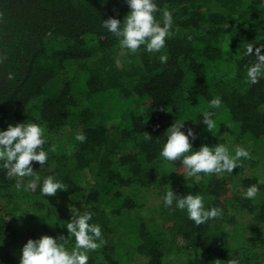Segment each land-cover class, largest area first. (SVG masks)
Segmentation results:
<instances>
[{"label":"trees","instance_id":"1","mask_svg":"<svg viewBox=\"0 0 264 264\" xmlns=\"http://www.w3.org/2000/svg\"><path fill=\"white\" fill-rule=\"evenodd\" d=\"M156 3L173 13L172 35L161 52L132 53L102 27L123 21L126 0H0V129L40 124L49 153L45 167L33 162L34 191L17 190L0 170V264H19L29 239L66 238L70 206L102 228L88 264H264V78L246 82L253 58L244 55L248 43L264 44V0ZM214 97L221 108H209ZM206 111L215 112L213 134L200 121ZM175 122L193 129L196 150L225 143L234 154L239 145L251 159L231 175L186 180L179 160L159 157ZM49 175L66 190L42 196ZM258 181L256 198L245 199ZM170 188L199 193L222 215L196 225L164 206ZM74 243L69 236L65 246Z\"/></svg>","mask_w":264,"mask_h":264},{"label":"clouds","instance_id":"2","mask_svg":"<svg viewBox=\"0 0 264 264\" xmlns=\"http://www.w3.org/2000/svg\"><path fill=\"white\" fill-rule=\"evenodd\" d=\"M131 9L121 22L110 17L102 21V27L114 34L119 40V46L129 52L135 53L143 46L148 53H158L165 48L166 40L172 35L173 13L167 9L158 7L156 0H126ZM162 20L157 19V14ZM255 47V54L253 49ZM264 44L256 47L248 43L244 55L253 60L246 67V82L256 84L264 78ZM6 59L0 56V63ZM167 55H160L161 63L167 62ZM9 74V79H12ZM222 101L214 97L209 102L210 109H219ZM215 112L206 111L200 121L206 125V130L213 134L217 128L214 119ZM185 129L184 123L175 122L164 135L167 137L163 143L159 157L167 162L179 160L185 168V179L196 177L199 174L231 175L234 168L242 166V161L251 159L250 152L237 145L234 154L229 151L225 143H218L214 147L202 145L198 150L192 147L191 140L196 139V133L192 128ZM215 136V135H214ZM86 136L83 133L76 135V140L84 142ZM145 139L152 137L146 133ZM44 129L34 122L8 124L7 129H0V170L5 171L8 179L15 180L17 190L34 191L40 177L33 169V162L41 167L48 163L49 153L45 150ZM55 151L54 148L51 149ZM33 178L27 185L22 184L24 178ZM250 185L243 193L245 199L253 200L260 191L258 184ZM65 184L55 176H46L39 183V191L44 197L55 196L59 191L66 190ZM166 208L178 209L187 214V218L196 225L207 223L222 215L219 207H206L204 198L198 194H187L183 197L175 194L171 188L162 197ZM71 219L65 222L68 236L62 234L57 237L44 235L38 239H29L21 249L19 264H88L89 251H95L104 243L102 228L99 224L91 223L93 213L91 211H79L75 206H70ZM74 237L75 243L71 250L65 245L67 238ZM230 264H238L232 260Z\"/></svg>","mask_w":264,"mask_h":264},{"label":"rangeland","instance_id":"3","mask_svg":"<svg viewBox=\"0 0 264 264\" xmlns=\"http://www.w3.org/2000/svg\"><path fill=\"white\" fill-rule=\"evenodd\" d=\"M229 226V225H228Z\"/></svg>","mask_w":264,"mask_h":264}]
</instances>
